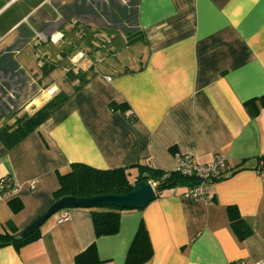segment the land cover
Wrapping results in <instances>:
<instances>
[{
  "label": "crops",
  "instance_id": "0c3cea01",
  "mask_svg": "<svg viewBox=\"0 0 264 264\" xmlns=\"http://www.w3.org/2000/svg\"><path fill=\"white\" fill-rule=\"evenodd\" d=\"M69 71L87 80L69 83ZM60 92L65 104L0 154V179L19 185L0 190V233L38 220L74 162L127 167L134 181L138 164L174 171L175 151L200 163L225 155L228 176L206 184L214 199L164 189L122 211L114 235L96 236L93 208H67L62 223L54 213L38 240L2 246L0 264H75L93 242L104 264H124L141 220L154 251L143 264H264V176L254 167L264 106L255 116L245 106L264 95V0H0V95L31 116ZM229 205L251 226L243 241Z\"/></svg>",
  "mask_w": 264,
  "mask_h": 264
},
{
  "label": "trees",
  "instance_id": "16d2710c",
  "mask_svg": "<svg viewBox=\"0 0 264 264\" xmlns=\"http://www.w3.org/2000/svg\"><path fill=\"white\" fill-rule=\"evenodd\" d=\"M138 39H134L132 42H136ZM67 77L70 80L79 78L80 82H85L87 79L83 76V73L74 75L69 71ZM80 86L75 89L79 90ZM70 98L65 92H60L48 102L45 106L29 116L24 114L16 121V126L11 128H0V143L3 144L4 151L7 152L13 148L19 142L22 141L27 135L34 132V130L42 123L46 122L51 115L56 112L65 102ZM264 106V95L260 98H253L245 103L249 115L255 116L259 111V106ZM111 106L114 109L120 108L121 110H127L129 105L126 102L121 104L116 101L111 102ZM176 152V151H175ZM174 152V153H175ZM70 170L65 173L59 174L60 188L55 193V198L63 197V195H72L78 197L98 196L101 194H126L132 191L135 185L139 181L155 182L158 195L164 189L177 188V187H194L197 186L198 179L194 176H187L179 171H165L158 170L151 165L138 164L136 178L131 181L128 174V168H112L102 169L95 168L91 165H86L80 162H74L70 165ZM260 173H264V155L258 156L257 163L254 166ZM243 167L233 169V173L240 171ZM225 174V173H224ZM221 174L215 178H212L208 183H214L215 180L226 178L228 176ZM3 194V192H1ZM214 199V197L212 198ZM10 207L15 212L20 211L22 203L17 198H12L9 201ZM93 208L92 216L94 229L97 237L103 235H114L120 229L122 211H127L130 208H121L117 206H101L90 207ZM228 213L230 216L231 227L240 241H243L246 237L251 235V226L241 217L239 210L234 205H229ZM63 210V209H62ZM60 211V210H59ZM16 233H0V248L6 245H15L16 248L27 245V243L36 241L41 236L40 226L27 234L23 239H17ZM128 254L124 264H143L149 261L153 255V246L147 226L143 220L140 221L139 228L133 237ZM75 264H104V261L100 258L97 250V245L93 242L85 250L78 253L75 258Z\"/></svg>",
  "mask_w": 264,
  "mask_h": 264
},
{
  "label": "water",
  "instance_id": "95a60500",
  "mask_svg": "<svg viewBox=\"0 0 264 264\" xmlns=\"http://www.w3.org/2000/svg\"><path fill=\"white\" fill-rule=\"evenodd\" d=\"M204 179L197 181L200 185ZM157 187L151 182L139 181L134 189L126 194H101L98 196L78 197L72 195H63L56 198L50 204V207L40 216L38 220L28 226L25 230L16 235L17 239H23L27 234L39 228L51 215L62 210L63 208L76 207H101V206H117L121 208L140 209L146 207L155 198H157Z\"/></svg>",
  "mask_w": 264,
  "mask_h": 264
},
{
  "label": "built area",
  "instance_id": "2783aa9c",
  "mask_svg": "<svg viewBox=\"0 0 264 264\" xmlns=\"http://www.w3.org/2000/svg\"><path fill=\"white\" fill-rule=\"evenodd\" d=\"M174 156L177 161L175 171H179L180 173L185 174L187 176L189 175L194 176L198 180H201L202 178L204 179V182L202 184L200 185L197 184V186L190 187L189 190L186 192V196L212 199L213 197H210L206 193V184H208V181L210 179L215 178L227 172V169L230 168L227 156L216 155L214 157V160L208 163L198 162L190 153L181 154L179 151H176ZM262 174L264 176V173ZM152 183L156 185L155 182ZM36 186H37V181L31 180L30 182L31 189H35ZM18 188L19 185L13 181L12 177L6 176L0 179V190L1 192H3V195L10 196L12 193L17 191ZM56 214H57L56 217L58 218V223H62L69 218L67 208H63V210L56 212ZM232 264H249V263H247L245 260H237L232 262Z\"/></svg>",
  "mask_w": 264,
  "mask_h": 264
},
{
  "label": "rangeland",
  "instance_id": "374dc122",
  "mask_svg": "<svg viewBox=\"0 0 264 264\" xmlns=\"http://www.w3.org/2000/svg\"><path fill=\"white\" fill-rule=\"evenodd\" d=\"M68 82L70 83V81ZM52 93H53L52 91H49L48 94L50 95ZM10 104L16 105L18 104V101H10L8 98L5 99L4 95L1 93L0 95V128L8 127V126H10L11 128L15 127L17 119H19V117L23 115V113L16 115V113L19 112V110L17 109L18 106H15V109H12L10 108L11 107ZM7 110H10V112H7ZM3 151H4L3 144L0 143V154L3 153Z\"/></svg>",
  "mask_w": 264,
  "mask_h": 264
}]
</instances>
